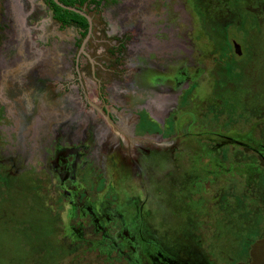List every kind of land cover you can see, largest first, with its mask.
I'll return each mask as SVG.
<instances>
[{
  "label": "flooded vegetation",
  "instance_id": "1",
  "mask_svg": "<svg viewBox=\"0 0 264 264\" xmlns=\"http://www.w3.org/2000/svg\"><path fill=\"white\" fill-rule=\"evenodd\" d=\"M56 1L80 14L0 0L2 175L28 174L58 243L102 264H212L168 209L237 184L257 220L249 263L264 242V0Z\"/></svg>",
  "mask_w": 264,
  "mask_h": 264
},
{
  "label": "rangeland",
  "instance_id": "2",
  "mask_svg": "<svg viewBox=\"0 0 264 264\" xmlns=\"http://www.w3.org/2000/svg\"><path fill=\"white\" fill-rule=\"evenodd\" d=\"M44 19L43 23L49 22ZM246 22L247 19L238 31L249 28ZM27 175L18 172L17 176L5 177L0 167V264H102L103 257L101 259L92 247L80 249L74 245L68 250L67 243L66 247L61 241L58 243L61 239L59 216L48 209L44 189H40L36 182H30ZM228 187L227 183L219 181L213 185L207 200L204 197L195 199L194 196V201L202 206L201 210L196 207L189 209L184 198H178L168 209V226L183 239L190 233L187 224L196 225L199 229L194 230V235L201 240V244L204 243L199 250L207 254L212 264H264L262 240L253 245L249 263L244 258L243 247L249 243L247 238L257 239L254 234L257 220L253 215L252 219L240 217L243 210L241 203L246 197L237 192L238 185L235 184V198H229L228 193L224 195L222 192ZM204 206L209 212L205 214L208 218L202 215ZM212 208L215 209L212 211ZM198 222H201L200 226Z\"/></svg>",
  "mask_w": 264,
  "mask_h": 264
},
{
  "label": "trees",
  "instance_id": "3",
  "mask_svg": "<svg viewBox=\"0 0 264 264\" xmlns=\"http://www.w3.org/2000/svg\"><path fill=\"white\" fill-rule=\"evenodd\" d=\"M60 3L64 4V5H72L70 0H58ZM53 5V4H52ZM54 6V5H53ZM55 10H56V14L59 18H61L62 16H64V14H70L69 12L58 8L57 6H54ZM72 14V13H71ZM74 15V14H72Z\"/></svg>",
  "mask_w": 264,
  "mask_h": 264
},
{
  "label": "water",
  "instance_id": "4",
  "mask_svg": "<svg viewBox=\"0 0 264 264\" xmlns=\"http://www.w3.org/2000/svg\"><path fill=\"white\" fill-rule=\"evenodd\" d=\"M53 2H55L57 5H59V6L62 7V8L69 9V10H72V11H74V12H78V11H76V10H74V9L67 8V7H64L63 5H60L56 0H53ZM78 13H79V12H78ZM79 14H80V13H79Z\"/></svg>",
  "mask_w": 264,
  "mask_h": 264
}]
</instances>
